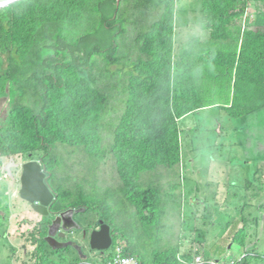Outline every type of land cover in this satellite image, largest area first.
Listing matches in <instances>:
<instances>
[{
	"label": "trees",
	"instance_id": "1",
	"mask_svg": "<svg viewBox=\"0 0 264 264\" xmlns=\"http://www.w3.org/2000/svg\"><path fill=\"white\" fill-rule=\"evenodd\" d=\"M260 1L264 2L201 0V28L208 41L197 36L177 47L179 0H137L138 11H157V19L147 29L141 28L136 42L141 45L140 55L132 62L133 70L118 72L110 68L123 65L119 38L129 33L127 23L132 21L122 13L124 0L119 6L117 0H18L0 9V96L10 102L8 117L0 123L2 158L42 161L58 195L52 206L55 215L70 207L94 208L87 201L64 202L65 194L52 185L61 167L56 150L77 147L97 163L109 161L119 187L100 191L103 201L96 213L112 227L113 251L122 246L123 254L136 257L140 264L192 263L199 252L191 249L182 254V246H171L163 237L182 225L185 233H196L192 243L202 245L205 235L195 227L199 219L208 220V226L220 228L221 233L234 226L235 220L236 225H246L235 242L245 245L251 222L246 211L260 201L253 196H264V23L259 20L258 26L244 28L238 20ZM259 9L256 13L263 19ZM119 73L123 81L111 83ZM119 91L125 96V106L118 118L107 122L110 98ZM210 109L216 124L228 134L225 140L230 142V151L241 144L235 134L250 130L257 159L254 173L250 170L243 180L230 177L236 166L229 160L226 165L215 160L220 167L208 165L213 175L227 170L225 181L230 178L242 185L236 197L244 194L247 198L242 206L225 201L227 210L240 213L226 222H214L209 198H198L201 179L186 176L196 153L213 147L204 125ZM111 127L112 140L106 145L104 132ZM230 130L234 135L229 136ZM211 133L214 144L224 139L216 131ZM176 176L181 183L176 184ZM113 193L122 199L117 206L133 211L132 229L130 221L123 225L105 213ZM52 221L44 219V233L35 227L22 235L25 249L30 246L25 264L67 262L52 259L46 240ZM245 264L263 262L253 257Z\"/></svg>",
	"mask_w": 264,
	"mask_h": 264
},
{
	"label": "rangeland",
	"instance_id": "2",
	"mask_svg": "<svg viewBox=\"0 0 264 264\" xmlns=\"http://www.w3.org/2000/svg\"><path fill=\"white\" fill-rule=\"evenodd\" d=\"M135 3H137V0H124L123 2L122 13L132 18V21L127 23V32L129 33L119 38V43L121 44L119 55L123 56L121 61L123 65L126 66H113L110 68L112 71L118 72L122 69L125 71L133 70L132 62H137V59L140 55L139 48L141 47V45L136 42L143 32L142 29H147L151 25L152 21L157 19V11L150 12L148 14L145 12L141 13V11H138L135 8ZM260 7H262L261 10L264 12V2L260 1L258 4L253 5V10L250 9V11L247 12V14L244 16V18H242L241 21L238 20V24L241 23L244 28H248L258 26L259 24L257 22L259 20H262L264 23V18L259 19V15L258 13H256L257 10H260ZM124 9H126L125 12ZM177 24L179 33L178 41L176 39L177 47H179L180 44L184 45V43L188 42L189 39L197 36H201L203 42L208 41V34L202 32L201 28V0H179V8L177 10ZM115 80L116 82H122L123 75L119 73V76H117V78H114L113 80L111 79V83L114 84ZM106 83L107 80L105 79L103 81V84L106 85ZM207 91L209 92V87L207 88ZM110 103V116H106L107 122H110V119H113L115 116L117 118L120 116L123 106H125V96L120 91L112 93ZM9 111V98L7 96H0V123L5 122L8 117ZM214 116L215 112L213 109H210L209 113H205L204 125H207L205 127V133L209 134L212 142L214 139L211 133L212 131H216V133L224 135V139L217 141L212 148V153L215 157L211 156L210 154H202L205 152L196 153L195 160H190L191 163L189 164L186 176L187 178L194 177L195 179L198 178V180L201 179V189L197 192L199 195L198 198H209L211 216L214 218V222H216V219H220L221 221L226 222L229 220V217L234 219V216H239L240 213L237 209H233L231 211L227 210V207L223 205L225 201H228V203H230L231 205L235 203L238 204V206H242V203L246 201L247 198L244 194L240 197H236V190L241 193L243 190L242 185L241 183H236L234 180H230V178H227V180L225 181V177L227 176L228 172L227 170H221L220 172H223L222 174L213 175L214 172L208 165L217 164L215 160L222 163L223 165H226L228 164L229 160L231 164H234L236 166L234 170H232V173L234 174L230 175V177H237L243 180L244 177H246L247 179L250 170L253 171V163L256 162L257 159L253 155V147L250 144L252 141H249V138H253L249 136L250 130H248V132H243L242 135H238L239 138L235 134V138L238 139L239 143L241 144L234 145V148H232V151H230L228 147L230 145V142L228 140H225L226 137H228V134L222 132L219 125L216 124ZM116 123L118 122H115L114 124ZM111 129L112 127L110 128V131L106 130L104 132V135L106 137V145H108L112 140ZM230 129H232V123ZM230 132L231 133L229 134V136L235 133L232 130H230ZM56 153L61 157V167L55 172L56 177L52 179V185L56 190H58L60 194H65V196H63L62 198L66 203L73 204L79 202L83 203L85 201L89 202L94 207L91 208V211L89 210L90 213L86 214V211V213L76 214L75 219H77L78 222H82L81 224L85 228L86 223L90 220L92 224L97 225V223H99L100 216L96 213V211L100 209L98 206L101 205L103 201L101 198L102 193L100 191H104V188L107 187H110L112 188V191H115V189L119 187L118 176L117 174L115 175V170L113 169L112 164L109 161H106L107 163L104 162L105 160L103 162L97 163L95 159L87 157L85 152H83L81 148L77 147L73 148L70 146H60L59 149L56 150ZM202 158L206 159L202 160ZM25 162H28V158L24 160V163ZM216 166L220 167L219 164H217ZM178 171H181V169H179ZM211 175H213L210 178L211 182L208 185H205L206 178L210 177ZM1 177H3V175ZM179 183H181V177L176 176V184ZM0 184V217L3 218V220L0 219V264H25L24 260L30 246L25 249L24 242L22 241V238H19L18 233L27 229H31L33 225L38 227L39 230L43 229L42 233H44V231L46 230V228L44 227V219L47 218L49 220H52L53 218L45 217L46 214H44V216L39 214L38 211L31 207L32 202L30 200L23 197L20 198L18 192V189H20L19 185L16 188V190L18 191L14 190L11 192V195H7L6 197L5 191L11 190V183L2 180L0 181ZM185 184L186 183H184L182 187L177 186L178 191H181V189L184 188ZM243 188H246L245 184L243 185ZM118 194L113 193L111 195V206H115V209H111V206L109 207L108 205L106 206L105 213H107L108 217L116 219V221H118L119 223L121 222L123 225L125 223V220L130 221V229H132L134 222V213L133 211L131 213V209L127 207L124 208L123 205L117 206L118 204H121L120 202H122L121 197H119L118 199ZM194 198L192 201H195ZM253 199L260 201L257 202L258 204H253V207H250L246 211V215L253 222L250 229L251 236L248 239V248L252 249L254 247V249L261 255L264 254V196L263 199L255 198L253 196ZM118 200L119 202H117ZM107 204H110L109 201ZM5 205L7 206L5 207ZM191 205H193V203L189 201V207ZM192 207L195 208V206ZM120 209L123 210V213H120ZM216 209H219V211H215ZM18 220H20L22 225L18 224ZM208 222L209 221L206 219H204L203 221L199 219L195 223V227L201 230L205 235V239L202 245H194L192 243V239L194 238L196 233L191 232V230L185 233L182 230V225L181 227L179 226L178 228H176L173 233L165 235L163 239L165 240V243L170 242L171 246H182V254L189 252L191 249H193L194 252L200 253H202L205 249H208L211 255L217 253L215 255L219 257L220 252L229 255L228 253H231L229 247L231 246H235L236 252L239 251V246L234 245V240L240 230L244 228V225H239V223L238 225H236L235 220V225L232 226V229H230L226 233V235L220 238L219 234L221 233V229L210 228L208 226ZM231 222L232 220L230 221V223ZM90 229L95 230L94 227H91ZM81 238L82 237L80 235V237H74L73 239V243L76 244L74 246L80 248L81 254L79 256V254L76 253L77 248L73 249L72 260H70V257L68 259L70 260V264H72L71 261H73V264H83L84 251L86 250L87 254H89V236L83 238V242L85 244L80 241ZM212 241L213 244L209 246ZM110 252L111 250L105 253L109 254ZM102 255L103 254L101 253L95 254V251H92L90 257L86 256L85 259L89 260L92 264L93 262L100 263L103 261ZM96 256L98 257L97 260ZM225 258L234 259V256H226ZM78 259L80 260L77 261Z\"/></svg>",
	"mask_w": 264,
	"mask_h": 264
},
{
	"label": "clouds",
	"instance_id": "3",
	"mask_svg": "<svg viewBox=\"0 0 264 264\" xmlns=\"http://www.w3.org/2000/svg\"><path fill=\"white\" fill-rule=\"evenodd\" d=\"M4 8V7H3ZM2 9V8H1ZM215 118V117H214ZM205 142V141H204ZM203 142V143H204ZM213 147H214V142H211L210 143ZM202 146H203V144L202 145H200V150H201V148H202ZM213 147H211V149H209V150H207L206 152H205V154H207V155H211V156H213V157H215L214 155H213V153H212V148ZM199 153H202L201 151H199ZM203 154V153H202ZM11 158H13V160H14V163L15 164H20V165H23V164H25V163H29V162H39L41 165H42V167H43V169L45 170V172H46V174H47V179H46V183L50 186V188L52 189V191L54 192V194H55V198H54V201L47 207V206H45V205H43V203L41 202V201H35V202H32L31 203V207L33 208V209H35L36 211H38V213L39 214H41V215H43L44 216V214H46L45 215V217H51V218H53V221H52V223L49 225V234H48V236H47V238H46V240H47V242H48V244H49V248H50V253H51V256H52V259L54 260V261H57V262H62V261H64L65 259L67 260V262H68V259H69V257H70V259L72 258V256H73V249H76V248H74V246L73 245H70L69 247H62L61 245H64V244H68V243H72V242H74L73 241V239H74V237H80V235L82 236V234H83V238H86V237H88L89 236V239H90V243L88 242V247H89V254H87V252H86V250L84 251V253H83V264H92L89 260H87V259H85V257L86 256H89L90 257V255H91V253H92V251H95V254L96 253H101V254H103L102 255V262H100V263H97V262H93V264H114L115 262H116V259L119 257V256H121L122 258H131V259H133L134 260V263L133 264H140L139 263V260L136 258V257H134V256H125L124 254H123V247L122 246H119L117 249H116V251L114 252L113 251V242H114V239H113V237H112V239H113V242H112V246H111V248L109 249V250H111V252L109 253V254H106L105 252H107V251H109V250H107V251H96V250H93L92 249V246H91V234L93 233V232H95V231H100V229H101V227H102V223H104V225H108L107 223H105V222H103L102 220L100 221L99 220V223L97 224V225H95V224H92L91 223V220L90 221H88L87 223H86V228L81 224L82 222H78L77 221V219H75V222L77 223V225H79L80 227H82V229L81 230H79V229H74V231H71V232H67L65 229H64V227H62L61 229H60V231L56 234V239H57V242H50V241H48V238L50 237V233H51V228H52V226L54 225V222L60 217V216H62L64 213H66V211H69V210H71V209H73V210H75L74 211V213H75V215L76 214H82V213H86V211H87V213L86 214H88V213H90V211H88L87 210V207H70V208H68V209H66V210H63V211H61V213H59V214H57V215H55L54 213H53V211H52V206H53V204H54V202L58 199V195L55 193V191L53 190V188L51 187V185H50V183H49V176H50V174H49V172L47 171V169L45 168V166H44V164L42 163V161H39V160H28V162H25L24 163V160H17V159H15L14 157H10V158H8V159H4V158H2V156H1V153H0V164H1V166H3V168L4 167H6L7 165H8V163H10L11 162ZM9 161V162H8ZM17 161H19V162H17ZM8 162V163H7ZM11 169H12V176H8V173L6 172V171H4V170H0V181H2V180H4V181H8V182H10L11 183V190L9 191H5V194H6V197H7V195H11V192L12 191H14V190H16V188H17V186L19 185L20 186V189H18V190H16V191H18L19 192V197L20 198H22L21 197V194H20V192H21V183H20V176H21V171H20V169L21 168H16V167H11ZM3 175V177H1ZM17 177H18V180H16L17 179ZM16 180V181H15ZM0 190H1V184H0ZM26 199V198H25ZM3 200V199H2ZM7 205H5V207H6ZM51 208V209H50ZM77 209H82V210H80V211H78V213H77ZM0 219H2L3 220V218L2 217H0ZM17 223V222H16ZM252 221L250 222V224H249V232H248V238H247V243L245 244V245H242V244H237V243H235L236 242V238H237V236H236V238H235V240H234V245H238L239 246V251L238 252H236V248H235V246H231V247H229V249L231 250L230 252L231 253H228L229 255H226V253H221L220 252V256L219 257H217L215 254H217V253H215V254H213V255H211L210 254V252L208 251V249H207V254H205V253H200L199 252V254H196L195 256H194V261L192 262V263H190V264H245L246 263V261L248 260V259H251V258H253V257H257V258H262V262H263V264H264V254H261L260 255V253L258 252V251H256L255 249H254V247L252 248V249H249L248 247V239H249V237L251 236V225H252ZM18 224H20V225H22V223L20 222V220H18ZM238 224V223H237ZM239 225H240V223H239ZM242 225H244V224H242ZM96 226H97V228H96ZM110 226V225H109ZM245 226L246 225H244V228H245ZM36 226H34L33 225V227L31 228V229H27V230H25V231H22V232H19L18 234H19V238H21L22 237V235H24L25 233H27L28 231H31V230H33L34 228H35ZM91 227H94L95 228V230H91L90 228ZM111 227V226H110ZM230 229H232V226L231 227H229L228 229H225V231L223 232V233H220L219 235V237L220 238H222L224 235H226V233L230 230ZM111 232H112V227H111ZM85 233H86V235H85ZM239 234V233H238ZM237 234V235H238ZM112 235V234H111ZM54 248V249H53ZM69 249V252H64L65 250H68ZM228 249V250H229ZM63 251V252H62ZM112 251H113V253H114V255L112 256ZM76 253L77 254H79V256H80V252L78 251V249H76ZM69 254V255H68ZM202 254V255H201ZM226 256H234V259H226L225 257ZM237 257V258H236ZM97 256H96V260H97ZM66 261H65V264H69V263H67Z\"/></svg>",
	"mask_w": 264,
	"mask_h": 264
},
{
	"label": "water",
	"instance_id": "4",
	"mask_svg": "<svg viewBox=\"0 0 264 264\" xmlns=\"http://www.w3.org/2000/svg\"><path fill=\"white\" fill-rule=\"evenodd\" d=\"M18 0H0V9L6 7L7 5L14 3ZM121 0H117V5L119 6ZM11 167L21 168V197L26 198L32 202L41 201L43 205L49 206L55 198V194L50 188V186L46 183L47 174L43 169L42 165L39 162H29L23 165L15 164L13 158H11V163L3 168L0 164V170H4L8 173V176H12ZM82 209H77L80 211ZM75 210L71 209L66 211L62 216H60L51 228L50 237L48 241L57 242L56 234L60 231L62 227L67 232L74 231V229L81 230L82 227L77 225L75 222ZM86 235V233H85ZM112 235H111V227L109 225H104L102 223V227L100 231H95L91 234V246L93 250L96 251H107L112 246ZM70 245H76L73 242L61 245L62 247H69ZM77 248L76 246H74ZM79 252H81L80 248H77Z\"/></svg>",
	"mask_w": 264,
	"mask_h": 264
},
{
	"label": "built area",
	"instance_id": "5",
	"mask_svg": "<svg viewBox=\"0 0 264 264\" xmlns=\"http://www.w3.org/2000/svg\"><path fill=\"white\" fill-rule=\"evenodd\" d=\"M134 260L131 258H122L119 256L114 264H133Z\"/></svg>",
	"mask_w": 264,
	"mask_h": 264
},
{
	"label": "flooded vegetation",
	"instance_id": "6",
	"mask_svg": "<svg viewBox=\"0 0 264 264\" xmlns=\"http://www.w3.org/2000/svg\"><path fill=\"white\" fill-rule=\"evenodd\" d=\"M8 162H9V161H8ZM8 162H7V163H8ZM17 162H19V161H17ZM10 163H11V162H10ZM10 163H8V165H9ZM16 180H18V177H17V179H16ZM16 180H15V181H16ZM81 237H82V238L80 239V241H82V243H84V242H83V234H82V236H81ZM84 244H85V243H84ZM86 245H87V244H86Z\"/></svg>",
	"mask_w": 264,
	"mask_h": 264
}]
</instances>
